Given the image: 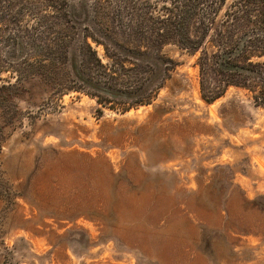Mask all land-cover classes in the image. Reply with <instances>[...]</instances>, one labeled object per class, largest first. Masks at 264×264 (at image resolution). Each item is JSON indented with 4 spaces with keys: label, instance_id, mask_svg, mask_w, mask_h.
I'll list each match as a JSON object with an SVG mask.
<instances>
[{
    "label": "rangeland",
    "instance_id": "rangeland-1",
    "mask_svg": "<svg viewBox=\"0 0 264 264\" xmlns=\"http://www.w3.org/2000/svg\"><path fill=\"white\" fill-rule=\"evenodd\" d=\"M175 5L186 40L163 46L175 63L149 103H100L37 81L9 93L0 264H264V106L238 86L205 101L198 64L248 33L241 60L264 68L252 56L264 52V0H0V54L14 27L33 29L42 13L67 11L77 45L83 33L108 41L103 11L139 8L164 28ZM0 69V84L16 79ZM252 83L264 91V79Z\"/></svg>",
    "mask_w": 264,
    "mask_h": 264
},
{
    "label": "trees",
    "instance_id": "trees-1",
    "mask_svg": "<svg viewBox=\"0 0 264 264\" xmlns=\"http://www.w3.org/2000/svg\"><path fill=\"white\" fill-rule=\"evenodd\" d=\"M167 10L168 16L162 20L164 28H149L144 22L147 20L143 15L145 12L139 8L123 9L115 14L110 10L103 11L101 15L106 14L108 22L98 25H102L99 26L100 32L107 35L108 41L83 33L77 45L70 40L73 27L69 25L67 11L59 16L54 11L42 13L41 25L36 24L33 29L14 27L8 40L4 41L7 52L5 59L0 54V67H10L16 79L0 84V109L6 101L9 102V93H17L22 85L33 81L41 84L43 90L55 89L59 93L83 91L97 97L100 103L107 99L131 102L132 106L149 103L153 93L171 78L169 71L175 63L162 52L163 46L182 44L186 40L181 20L185 11L179 5ZM57 16L63 25L61 29H57L53 21ZM37 33L40 36H36ZM250 38L248 33L243 34L232 49L214 59L208 55L199 57L201 91L205 101L214 102L228 87L238 86L253 91L257 104L264 106V91L260 94L252 85V82L256 85L264 79L263 63L253 62L248 57L249 64H245L240 57ZM92 42L103 47V57ZM262 46L264 42L258 47ZM34 49L41 53L34 56L35 59L32 58ZM193 50H197V46H193ZM262 55L264 52L260 51L252 56Z\"/></svg>",
    "mask_w": 264,
    "mask_h": 264
}]
</instances>
